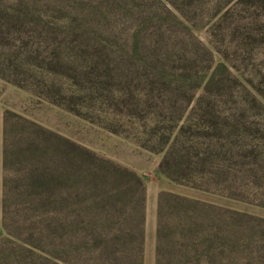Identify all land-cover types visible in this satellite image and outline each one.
Masks as SVG:
<instances>
[{
    "label": "rangeland",
    "instance_id": "obj_1",
    "mask_svg": "<svg viewBox=\"0 0 264 264\" xmlns=\"http://www.w3.org/2000/svg\"><path fill=\"white\" fill-rule=\"evenodd\" d=\"M206 108L209 128L199 121ZM6 116L10 151L36 139L40 151L60 154L56 135L141 178L142 264H154L160 191L224 210L220 264H264V0H0V240L9 237ZM183 124L189 136L212 135L216 147L220 136L233 148L209 169L228 176L242 200L159 172L163 153L151 148ZM40 130L50 135L31 138Z\"/></svg>",
    "mask_w": 264,
    "mask_h": 264
},
{
    "label": "trees",
    "instance_id": "obj_2",
    "mask_svg": "<svg viewBox=\"0 0 264 264\" xmlns=\"http://www.w3.org/2000/svg\"><path fill=\"white\" fill-rule=\"evenodd\" d=\"M160 83L167 82L161 78ZM206 109L199 121L209 128L213 111ZM241 116L238 113L231 121ZM226 121V127L235 125ZM185 128L183 124L173 138L151 148L163 153L159 172L175 183L242 200L228 176L209 169L216 159L230 160L233 148L220 143V136L218 147L212 146V135L200 141L185 134ZM7 130L6 116L1 222L9 237L0 240V264H142L145 195L136 173L82 152L56 135L60 154L44 151L47 147L40 151L42 143L36 139L10 151ZM47 134L40 130L31 138ZM78 155L83 157L80 163ZM223 212L215 205L160 191L154 264L222 263L221 249L226 245Z\"/></svg>",
    "mask_w": 264,
    "mask_h": 264
}]
</instances>
